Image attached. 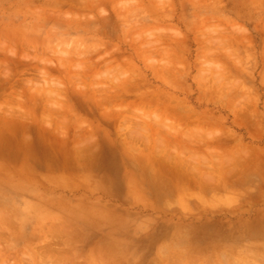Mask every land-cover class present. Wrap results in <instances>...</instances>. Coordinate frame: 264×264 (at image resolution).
Returning <instances> with one entry per match:
<instances>
[{
    "label": "rangeland",
    "instance_id": "1",
    "mask_svg": "<svg viewBox=\"0 0 264 264\" xmlns=\"http://www.w3.org/2000/svg\"><path fill=\"white\" fill-rule=\"evenodd\" d=\"M79 1L0 0V264H264V0Z\"/></svg>",
    "mask_w": 264,
    "mask_h": 264
},
{
    "label": "bare ground",
    "instance_id": "2",
    "mask_svg": "<svg viewBox=\"0 0 264 264\" xmlns=\"http://www.w3.org/2000/svg\"><path fill=\"white\" fill-rule=\"evenodd\" d=\"M77 1H78V0H77ZM80 1H81V0H80ZM80 1L78 2V4L80 3ZM76 4H77V3H76ZM80 4H81V3H80ZM165 53H166V52H165ZM169 57H170V55H169ZM235 157H236V156H235ZM235 157H234V158H235ZM241 157H242V156H241ZM238 158H239V157H238ZM235 159H236V158H235ZM236 160H237V159H236ZM238 160H239V159H238ZM238 160H237V161H238ZM241 161H242V160H241ZM260 163H261V162H260ZM166 165H167V164H166ZM256 166H257V165H256ZM256 166H255V168H256ZM164 167H165V166H164ZM182 167H183V166H182ZM257 169H258V168H257ZM166 190H168V189H166ZM11 204H12V203H11ZM13 204H14V203H13ZM13 204H12V205H13ZM1 222H3V221H1ZM11 224H12V223H11ZM14 225H15V223H13V226H14ZM53 232H54V231H53ZM2 233H3V231H2ZM0 234H1V233H0ZM55 234H56V232H55ZM1 236H2V234H1ZM52 237H53V236H52ZM1 238H2V237H1ZM52 248H53V247H52ZM52 250H53V249H52ZM52 250H51V251H52ZM54 250H55V249H54ZM58 250H59V249H58ZM51 251H50V252H51ZM52 252H53V251H52ZM55 252H56V251H54L53 253L55 254ZM101 253H102V252H101ZM58 254L60 255V252H59V251H58ZM73 254H74V253H73Z\"/></svg>",
    "mask_w": 264,
    "mask_h": 264
}]
</instances>
